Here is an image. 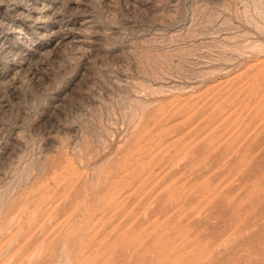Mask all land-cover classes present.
Returning a JSON list of instances; mask_svg holds the SVG:
<instances>
[{
	"label": "rangeland",
	"instance_id": "374dc122",
	"mask_svg": "<svg viewBox=\"0 0 264 264\" xmlns=\"http://www.w3.org/2000/svg\"><path fill=\"white\" fill-rule=\"evenodd\" d=\"M0 264H264V0H0Z\"/></svg>",
	"mask_w": 264,
	"mask_h": 264
}]
</instances>
